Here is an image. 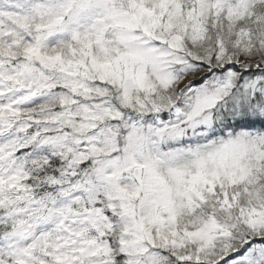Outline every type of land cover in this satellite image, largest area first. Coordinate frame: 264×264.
<instances>
[{
  "label": "snow or ice",
  "instance_id": "6c2138e0",
  "mask_svg": "<svg viewBox=\"0 0 264 264\" xmlns=\"http://www.w3.org/2000/svg\"><path fill=\"white\" fill-rule=\"evenodd\" d=\"M0 264H264V0H0Z\"/></svg>",
  "mask_w": 264,
  "mask_h": 264
}]
</instances>
